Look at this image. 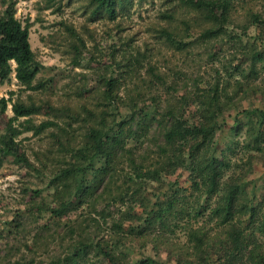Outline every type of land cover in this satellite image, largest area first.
Segmentation results:
<instances>
[{
    "label": "trees",
    "instance_id": "1",
    "mask_svg": "<svg viewBox=\"0 0 264 264\" xmlns=\"http://www.w3.org/2000/svg\"><path fill=\"white\" fill-rule=\"evenodd\" d=\"M165 2L157 39L184 59L204 50L193 75L170 70L166 80L156 62L130 51L133 39L115 25L93 40L94 49L105 38L110 57L121 52L128 62L124 74L101 75L97 98L84 88L79 105L70 97L59 105L32 96L13 102L14 92L0 98V114L8 105L13 112L0 132V165L12 157L43 180L41 189H23L33 195L27 212L79 214L59 222L70 241L50 264H264V12L245 7L248 0ZM17 4L0 0V85L14 74L23 91L55 95ZM133 4L86 0L82 9L90 22H115ZM238 8L249 10L237 23ZM59 25L81 67L83 39ZM38 115L46 119L35 125L30 118ZM28 132L46 140L37 165L15 149ZM256 166L259 178L252 177ZM20 227L15 221L11 229Z\"/></svg>",
    "mask_w": 264,
    "mask_h": 264
},
{
    "label": "rangeland",
    "instance_id": "2",
    "mask_svg": "<svg viewBox=\"0 0 264 264\" xmlns=\"http://www.w3.org/2000/svg\"><path fill=\"white\" fill-rule=\"evenodd\" d=\"M16 1H18L16 18L20 21L28 20L32 24L29 29L30 48L43 67L42 76L50 79L55 95L23 91L12 74L10 82L0 85V98L7 99L9 92H14L13 102L17 99L25 101L27 97L32 96L36 103H41L40 100H49L51 105H59L66 97H70L73 105H79L83 97L81 94L83 88L91 93L95 92L94 97L97 98L101 94L98 92L100 91L101 75L110 73V71L115 76L119 73L124 74L125 65L128 62L126 61L128 56L124 60L120 55L121 52H115L114 59H112L109 55L110 51L104 47L106 34L115 25L125 28L126 35L129 36L125 41L129 38L133 39L130 51L147 56V63L156 62L158 70L165 74L166 80H169L172 75L170 70L172 72L180 69L186 70L191 76L193 70L196 69V64H203V60L199 62L198 60L204 56V50H196L184 59L178 53L175 54L166 49L157 39L156 31L166 27V24L160 19L159 13L168 8L165 2L168 0H141V2L135 0V4L127 15H120L115 22L88 21L87 15L82 9L86 0ZM247 3L245 7L251 6L250 9L253 11L264 12V0H248ZM48 5L50 8L46 9ZM248 10V8H238L233 14V21L241 22L243 15ZM59 23L72 26L84 41L86 50H82V52L80 50L81 56L77 55L86 61L81 67L73 65L76 57L69 50L68 42ZM198 27L195 23L194 29L199 30L200 27ZM103 36L105 38L102 48L98 46L96 47L98 50H95L93 40L98 41ZM210 47L213 49L214 44ZM218 47L216 46L215 49ZM224 53H221L220 56ZM91 55L93 61L88 60ZM146 62L143 65L141 63V66L146 68ZM11 65L13 68L15 67L14 63ZM143 74H145V70L142 71ZM119 96L125 98V91L121 89ZM85 101L82 102L85 103ZM12 116L11 105H8L5 113L0 114V132H3L5 127L7 128L8 119ZM30 119L33 124L37 125L46 117L38 115L31 116ZM22 121L23 119L12 124L17 127L18 123ZM45 148L44 137L33 135L31 132L22 134L16 140L15 145L20 156H24L26 160L36 165V153L44 152ZM262 173L260 167L256 166L252 177L259 178L263 176ZM42 186L43 180L39 181L38 178H35L21 164L16 163L14 158L7 157L0 165V264H50L53 259L62 258L65 255L66 245L70 240L68 237L62 239L64 231L60 228L59 222L79 219V214L72 213L61 219L51 218L48 214L32 217L27 212V208L32 204L33 195L28 193L25 196L23 189L38 190ZM45 194V190L42 189L41 196ZM21 214L24 217H20ZM15 221H20L21 227L18 231L13 232L11 226L14 227ZM7 222L8 224L5 225ZM160 260L163 261L164 257L161 256Z\"/></svg>",
    "mask_w": 264,
    "mask_h": 264
},
{
    "label": "clouds",
    "instance_id": "3",
    "mask_svg": "<svg viewBox=\"0 0 264 264\" xmlns=\"http://www.w3.org/2000/svg\"><path fill=\"white\" fill-rule=\"evenodd\" d=\"M11 63H14V62H11ZM15 64V63H14Z\"/></svg>",
    "mask_w": 264,
    "mask_h": 264
}]
</instances>
